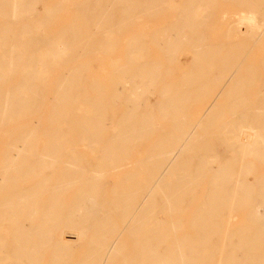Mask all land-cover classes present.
Returning <instances> with one entry per match:
<instances>
[{"label": "bare ground", "instance_id": "bare-ground-1", "mask_svg": "<svg viewBox=\"0 0 264 264\" xmlns=\"http://www.w3.org/2000/svg\"><path fill=\"white\" fill-rule=\"evenodd\" d=\"M69 1L0 0V264H42L43 249L45 264H72L82 245L76 264H264V175L256 185L244 177L264 165V47L253 57L264 0H81L70 23L44 32ZM225 3L242 13L216 41ZM168 5L178 7L170 27L127 37L126 63H113L107 87L89 78L94 52L112 51L116 34ZM147 40L165 64L144 57ZM182 53L191 65L175 80ZM127 76L144 80L136 98ZM218 203L243 209L248 223L228 233L238 243L224 242L219 259L208 238ZM172 242L174 254L162 249Z\"/></svg>", "mask_w": 264, "mask_h": 264}, {"label": "rangeland", "instance_id": "rangeland-1", "mask_svg": "<svg viewBox=\"0 0 264 264\" xmlns=\"http://www.w3.org/2000/svg\"><path fill=\"white\" fill-rule=\"evenodd\" d=\"M41 1H42V3L44 2L45 8H49V7L53 6V3L58 1V0H41ZM78 1H81V0H70L69 2H71V3H66L65 6L63 7L64 9L57 13V16L53 20V22L47 28H44V32L58 31L59 29L63 28L66 24L70 23L72 21L74 15L76 14L75 11L77 8L76 5H74L72 2H78ZM186 1L187 0H172L170 2L176 3L174 5V6H176L178 4H182ZM174 6L173 5L166 6V8H168V9L158 16L144 17L142 20L135 19L132 22V24H130L128 26L127 31H125L121 35L116 34L117 41H116L115 47L112 51H105L104 52V51L97 50L96 52H94V54H92L93 55V61H89L91 66L85 70V73L89 74V78H92V79L94 78V79H98V80L103 81L105 83V86L107 87V82L109 80V74L113 70V63L114 62H118L120 64L126 63L125 53H126V46H127L128 38L131 35H134L137 33H144L145 35L148 36V38H150V37H152L151 35L154 34L156 31L164 30L165 27L168 29L171 25V22L173 21V19L178 14V11H175L177 9H174V8H178V7H174ZM40 8L42 9L43 6L40 5ZM216 8L218 9V15H217V18H216V20H215V22L211 28V34H212V39L218 41V40H222V38H223L222 32H223L224 26L226 25L227 21H230L233 23L234 19H237L239 14L242 12L240 11L239 6L234 5V4L231 5L230 3L218 5ZM147 33H149V34H147ZM154 41L155 40H147V45L149 46V51H148V53H146V55L144 57L152 59V60L158 59L162 64H165L166 63L165 59H164L165 53L159 47V45ZM263 47H264L263 44L257 46L256 50L258 52H256L253 55V57L254 56H256V57L262 56L263 54L261 52L262 51L261 49ZM180 57L182 59V61L180 62L181 64L179 63V64H175V65L171 66L174 69L172 78L175 80L176 79L178 80L181 76V73L184 72L187 69V67L191 65L190 61L192 59V55L190 53H182ZM249 61L250 60L248 59L247 62H249ZM73 64H74V62L70 63V64L68 63V64H64L62 66H59L58 68L54 69V73L70 72L71 70L69 68L71 66H73ZM89 78H88V80H91ZM127 79L128 80L133 79V84L135 85V87H137L136 89H134L131 92L133 98H136L137 90H139L140 88H142L144 86L143 85L144 80L139 76H133V78H131V76H127ZM127 79L125 81L126 87L129 88L130 84L127 83ZM128 93H130L129 89H128ZM155 94L156 93H153L152 91L149 94V96L151 95L150 99L153 102L157 98V95H155ZM118 102L117 103L120 106L118 109H121L123 106L121 105V102L119 100H118ZM106 122L111 123V122H114V120L107 119ZM220 125L222 126V124H220V121L218 120L212 127L214 130H218ZM109 126H110V124H109ZM39 130H40V132H39L40 138H45V136L43 135V130H41V129H39ZM67 131H69L70 133H73V132L75 133V131H77V130L73 129V127H72L70 129H67ZM112 132L113 131L111 129H109L107 132H104L105 133L104 136L106 134H110ZM217 136L218 135H213L214 139H216ZM224 146L225 145L221 146L222 150H224ZM38 150L42 151L43 147L40 145V147H38ZM211 157H213V155ZM226 160H227L226 161L227 169L230 171L229 174L232 175L235 171L238 172L239 165L238 164L236 165L233 162V160H230V159H226ZM262 175H264V165L263 164L258 165L255 170H252V171H249L248 173H246L244 175V177L249 184L256 185L258 183V180H256V178H258ZM202 190L204 191L205 188H202ZM251 200L254 201L256 199L251 198ZM194 206H195V204H191V206H189V207L192 208ZM247 207H250V206L247 205ZM215 208L216 209L214 211L213 219H215V221L217 222V229L214 230L212 235L211 236L209 235L210 237L208 236V238L210 241L217 243L216 245H213V247L215 249H217V252L215 253V257L217 259H219V258H223V256H224L223 249L226 248L225 244H223L224 242H226L227 240H232V241L238 243V237L229 239L228 233L233 232L235 227L240 226V225H246L248 223H247V219H245L246 218V211H243V209L242 210H236L235 212H231L229 209L224 208L223 205L222 206L219 205V203L215 205ZM184 219L186 220V222L189 221V218H187V217H184ZM71 231L72 230L67 229L65 231V234H66L67 238H71L74 240V237H71L73 235V233H71ZM183 233L193 234V230L189 229ZM177 237H178V234H177V236L172 235V237H171L172 241L174 242L177 239ZM179 237H181V236H179ZM173 242H172V245H163L162 249L166 248V250L168 249L167 253L169 251H171V253L174 254L175 244ZM87 246L88 245H86L84 247V245H82L81 247L77 248L76 251L68 254L66 259L69 261V263L76 264V263H81L82 261H84L86 258V255H87V252H86ZM135 249H136V247H134L133 242L131 241L129 252L133 253L135 251ZM42 252H43L42 253L43 263L42 264H45L47 262V259L49 256V251L43 249ZM189 253H191V252H189ZM244 253H245L244 250H242V249L238 250V256L239 257H243ZM203 256H206V254H204ZM207 263L208 264H215L216 260H214L212 262H207ZM169 264H175V263L172 262Z\"/></svg>", "mask_w": 264, "mask_h": 264}]
</instances>
